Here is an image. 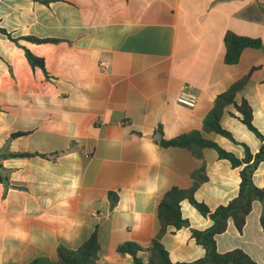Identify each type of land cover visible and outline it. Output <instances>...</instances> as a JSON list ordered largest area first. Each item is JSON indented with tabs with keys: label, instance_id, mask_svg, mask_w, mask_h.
<instances>
[{
	"label": "crops",
	"instance_id": "obj_1",
	"mask_svg": "<svg viewBox=\"0 0 264 264\" xmlns=\"http://www.w3.org/2000/svg\"><path fill=\"white\" fill-rule=\"evenodd\" d=\"M0 28L18 40L0 33V176L8 179L0 182V264L56 261L59 246L76 250L93 232L97 264H134L118 247L149 245L160 231L158 203L173 187L190 188L201 167L196 201L214 211L236 197L241 168L213 148L198 158L157 139L202 131L216 97L245 76L235 101L248 102L264 136V0H0ZM228 32L263 47L227 65ZM186 85L194 108L176 101ZM220 125L234 141L203 137L239 159L259 151L233 104ZM253 180L264 188V162ZM181 211L188 226L161 240L173 263L203 258L192 231L212 225L188 200ZM262 213L254 202L242 232L230 220L218 252L241 249L264 264Z\"/></svg>",
	"mask_w": 264,
	"mask_h": 264
},
{
	"label": "trees",
	"instance_id": "obj_2",
	"mask_svg": "<svg viewBox=\"0 0 264 264\" xmlns=\"http://www.w3.org/2000/svg\"><path fill=\"white\" fill-rule=\"evenodd\" d=\"M0 33L7 35L14 42L18 43V40L13 39L5 29L0 28ZM34 41L44 42L47 40L34 39ZM224 46L225 64L234 65L238 63L242 52L245 49H260L263 47V44L260 40L228 32L224 37ZM28 59L32 66H38L44 69L42 59L35 57L31 53H28ZM248 79L249 76L243 77L235 82L226 92L216 97L213 108L204 121L202 131H191L173 139H165L161 131H159V138L157 139V142L161 147L184 148L191 151L192 154L198 158L201 156V150L204 148L215 149L220 158L229 160L234 168H241V181L238 194L228 204L221 205L214 211H211L203 203L196 201L194 194L200 184L206 180L205 169L204 167H201L193 174L194 182L190 188L180 189L178 187H173L166 192L160 200L157 206V217L160 222V231L156 237L152 239L149 245L143 246L135 242H127L118 247V253L121 255H130L134 264H260L254 261L241 249H234L226 253H220L218 252L216 245V237L226 232L230 220L233 221L239 232L243 231L247 217L252 212L253 204L256 201L263 203V213L260 221L264 227V188L257 187L253 180L254 172L260 163L264 162V136L253 125V112L248 102L242 100L240 104H237L235 101L236 95L244 88ZM231 104L235 106L240 114V120L242 123H244V125H246V127L261 140L259 151L256 154H252L246 148L245 156L242 159L237 158L232 153H228L219 147L218 144L203 137V132H214L234 141L232 135L220 125V119L224 109ZM16 136H18V134L12 135V138ZM6 156L10 158H19L29 157L31 155L27 153H12ZM7 180V178H2L0 176V182H5ZM184 200H188L201 215L209 217L212 221V225L204 231H192V237L205 250L203 258L193 262L173 263L161 240L162 237L168 233L170 228L179 230L188 226V221L183 218L181 211V203ZM99 251L100 245L98 242V235L96 232H93L89 239L76 250L59 246L57 249L56 261H51L46 258H38L30 264H97ZM141 252L148 254L147 262H144L138 256Z\"/></svg>",
	"mask_w": 264,
	"mask_h": 264
},
{
	"label": "built area",
	"instance_id": "obj_3",
	"mask_svg": "<svg viewBox=\"0 0 264 264\" xmlns=\"http://www.w3.org/2000/svg\"><path fill=\"white\" fill-rule=\"evenodd\" d=\"M176 101L178 104L186 106L188 108H194L197 103V96L193 93L191 86L186 85L179 91ZM87 157L92 155L91 151L87 148L83 150Z\"/></svg>",
	"mask_w": 264,
	"mask_h": 264
}]
</instances>
